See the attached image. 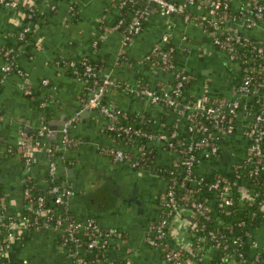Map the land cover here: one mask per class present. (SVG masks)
Wrapping results in <instances>:
<instances>
[{
    "label": "crops",
    "instance_id": "obj_1",
    "mask_svg": "<svg viewBox=\"0 0 264 264\" xmlns=\"http://www.w3.org/2000/svg\"><path fill=\"white\" fill-rule=\"evenodd\" d=\"M40 12L34 20L24 17L22 7L0 4V186L2 188L1 216L19 212L25 202L24 173L20 136L38 130L49 120L75 116L68 134L72 142L62 145V135L56 129L53 137L45 135L46 146H57V179L72 188L68 207L78 218L93 216L103 228L112 227L122 237L108 238L102 254L90 250L84 254L85 264H169L162 249L149 245L146 236L163 215L162 197L167 179L154 166L171 167L175 154L163 141L146 139L153 150L151 165L132 166L130 161H114L106 152L121 149L132 155L142 147L136 137L118 135L108 129L107 118L97 109L84 107L90 96V82L69 71L68 60L90 56L96 63L100 77L108 74L112 80L103 95L104 102L112 103L120 111V121L129 119L143 124L145 116L152 131L167 130L175 124L185 134L187 120L160 102L131 91L135 86L169 91L174 83V70L186 75L182 98L209 100L232 99L242 78V64L220 50L213 34L182 14H161L146 0H127L130 13L148 11L140 31L134 39L123 44V30L112 21L120 14L122 0H23ZM183 2L184 0H172ZM191 4L188 11L209 14L206 1ZM230 11L226 26L264 47V22L250 27L245 19L251 14L244 0H229ZM144 3V6L142 4ZM123 17L119 19V22ZM31 30L20 36L22 25ZM168 36L164 42L163 36ZM23 38V39H22ZM158 44L170 45L173 68H163L152 48ZM9 49V53L6 51ZM13 58L21 73H4L1 66L7 57ZM58 61V63H57ZM70 67V65H68ZM47 82L43 83V79ZM30 92H26V87ZM134 114L129 118V114ZM247 120L237 119L235 130L219 142V153L200 159L194 174L209 177L224 175L230 188L244 191L249 181L247 172L237 167L244 157L249 138ZM61 124L58 125V127ZM30 127L29 130L26 127ZM37 161L29 173L39 189L49 185L46 177L48 156L46 150L35 151ZM204 199L213 210L215 193H206ZM6 213V214H5ZM169 240L188 253L193 248L194 213L180 208L169 219ZM0 224V229H1ZM245 255L238 264H264V222L249 226ZM3 236L0 232V238ZM198 244L204 259L215 257L218 247L201 238ZM197 245V246H198ZM191 264L193 261L187 257ZM70 247L62 241V227H46L32 233L25 240H15L0 262L8 264H70ZM128 261V262H127ZM126 262V263H125Z\"/></svg>",
    "mask_w": 264,
    "mask_h": 264
},
{
    "label": "built area",
    "instance_id": "obj_2",
    "mask_svg": "<svg viewBox=\"0 0 264 264\" xmlns=\"http://www.w3.org/2000/svg\"><path fill=\"white\" fill-rule=\"evenodd\" d=\"M131 1V0H130ZM154 3L153 10L161 14L179 13L185 19L193 20L196 24L202 25L213 34L214 44L228 54L232 59H237L242 64V78L235 90V97L232 99L219 98L209 100L204 96L200 98L189 97L182 98V90L186 84V75L181 71L174 70V83L170 86L169 91L164 89L152 90L148 86H135L131 91L141 96L148 97L152 102H162V105L171 108L178 114H184L187 120L185 134L178 138L176 129L152 131L144 130L140 126H130L120 121V111L116 106L109 102H104L103 95L108 84L112 82L108 74H103L100 77L99 70L90 63L86 57L80 60H68L67 65L74 67L73 72L76 76L84 81L90 82V96L84 101V107L99 110L107 118V126L109 130L116 131L118 135L134 137L141 141L139 136H144L147 139H155L164 142V145L172 150L175 154V160L168 169V174H173V177L167 179V188L162 197V206L167 207L164 215L151 226V232L146 236V242L149 245L158 247L163 250L166 260L169 264H191L187 257L183 258L182 247L174 245L169 240V219L181 207L180 199L185 200L196 212L207 210L208 205L205 199L197 200L193 198L198 186L205 184V191H214L217 195V204L228 205L232 202V191L227 178L219 173L213 175L211 181L209 178L197 176L194 174V168L200 159L205 160L212 158L219 153V142L221 138L227 137L235 130V122L237 119L247 120L246 135L249 138V143L244 157L237 163V167L247 172V179L258 173L259 163L264 156V47L259 42L253 43L252 39L242 36L235 27L224 25L228 19L229 0H207V8L209 14L191 13L188 11V6L191 4L201 6L203 0H184L183 2H175L172 0H146ZM23 0H0V4L19 8L22 6ZM127 0H122V5ZM246 8L251 11V14L245 19L246 26L250 27L259 22H264V0H244ZM29 13L28 17L41 16L42 12L33 5H27ZM148 14L147 10H143L133 15L129 23L123 29V44L134 39V36L140 31L142 21ZM29 24L22 25L20 36L30 31ZM164 42L168 41V36H163ZM250 49L254 53L249 56L238 53L239 49ZM171 46L158 44L152 48L154 54L163 68H173ZM9 53V49L6 51ZM58 63V61H57ZM258 63V64H257ZM4 73L16 71L21 73L15 67L13 58L8 56L7 62L1 66ZM255 73L263 74L260 80L255 78ZM43 83L47 82L44 78ZM2 77H0V87ZM26 92H30V87H26ZM181 95V98H179ZM75 121V116H72L61 124L57 130L62 135V145L68 146L72 139L68 134L70 125ZM172 126L177 127L175 124ZM51 129L47 124H42L34 134H26L22 130L20 136V149L24 158V173H28L30 167L37 161L35 155L36 150H46L48 156V189L53 194L55 204L63 205L68 208V201L73 193L70 186L61 184L57 179V164L56 152L59 149L57 146H46L41 138L49 135ZM143 149V144L140 142ZM114 161H130L132 166L144 167V155L141 150L139 154L132 155L117 148H109L106 152ZM253 165V166H252ZM164 175V174H163ZM166 176V175H164ZM179 178V182L176 179ZM188 181L192 187H185ZM197 186V187H196ZM182 195H176V189H182ZM243 199H249L251 192L239 191ZM264 193V190H263ZM23 194L25 197L24 209L28 213L17 218H5L8 214L1 216L0 224L3 230V236L0 242V257H3L15 240H20L22 232L31 224V220L39 218L41 223L39 228L50 226L62 227V241L70 247L71 256L73 258L70 264H85L84 254L90 250L102 254V249L107 245V240L113 236L122 237V233L115 228L100 227L93 216L86 218L74 217V215L66 214L52 219L54 208L45 206L44 195L39 194L35 197L30 194V187L24 186ZM0 194V209L2 210V200ZM261 203V209L264 210V196ZM192 208H189L194 213L196 224V213ZM11 214V213H10ZM15 214V213H14ZM172 214V216H169ZM261 219L264 220V212ZM52 221V222H51ZM229 230V228H228ZM211 236L215 233L210 232ZM238 238L232 237L229 243L236 244ZM242 259L244 257L242 251L237 252ZM228 258L225 256V260ZM234 255L230 259L224 261V256L221 258L222 264H238ZM128 262V261H127ZM126 263V262H125ZM0 264H8L0 262Z\"/></svg>",
    "mask_w": 264,
    "mask_h": 264
},
{
    "label": "trees",
    "instance_id": "obj_3",
    "mask_svg": "<svg viewBox=\"0 0 264 264\" xmlns=\"http://www.w3.org/2000/svg\"><path fill=\"white\" fill-rule=\"evenodd\" d=\"M27 5H31L28 2H23L22 3V11L24 13V17L27 20H34L37 16H31L28 17V7ZM228 12L230 11V5L228 6ZM136 10L134 9L133 12L130 13V5L125 4L121 7V12L120 14L112 21V24L118 22V26L120 29H124L126 25L129 23L131 18L133 17L134 13ZM123 17V20L119 22V19ZM144 21V20H143ZM142 21V24H143ZM141 24V26H142ZM23 39V38H22ZM253 43L256 44V41L253 40ZM170 45L166 44V47ZM238 53L241 54V56L246 55L249 56L250 54L252 55L254 52L250 49H239ZM91 64L96 66L97 68V63L96 61L87 55L86 57ZM173 58V56H172ZM81 59V58H80ZM76 59V61L80 60ZM258 64V63H257ZM69 71L73 74V69L74 67L68 66ZM263 74L255 73V78L257 80L261 79V76ZM181 98V95L180 97ZM105 101L104 99H102ZM162 103V102H160ZM130 117H133L134 114H129ZM126 125L130 126H140L144 130H149L151 129L149 127V121L147 117L145 116V122L141 124H133L132 121H129V119H124L123 122ZM169 130L176 129L177 134L176 136L179 138L181 136V131L179 127H174V126H169ZM167 129V130H168ZM37 130L31 131L30 134H34ZM127 137H134L133 135L127 136ZM141 139V142L143 144V155H144V164L146 165H151L153 164L152 162V156H153V148L149 144H147L146 139L144 136H139ZM23 158V157H22ZM23 166H24V158L22 159ZM253 166V165H252ZM48 168V166H47ZM154 170L157 171L160 174L166 175V178L173 177V174H168V167H162V166H154ZM46 177L48 178V171H46ZM174 178V177H173ZM209 181L212 180L213 175L208 177ZM211 179V180H210ZM176 182H179V178L176 179ZM185 187L190 188L192 187L191 183L188 181L186 182ZM23 186H28L30 187V194L31 196L35 197L39 194L44 195V202L45 206H51L54 208V211L52 214V219L54 220L55 217L58 216H63L66 214L74 215L76 218V215L74 212L71 210H68V208H65L63 205L60 204H55L53 201V194L49 191L48 186L45 189H39L36 185V183L33 180V177L30 175L29 171L28 173L24 176V183ZM197 187V186H196ZM232 191V202L231 204L228 205H219L216 202L215 207L213 210L210 208H207V210L203 212H196L195 208H192L189 203H187L185 200L180 199V205L182 208H192L193 211L196 213V224L194 227V234H193V239H194V244L191 252H187L185 249H182V254L183 258L184 257H189L192 259L193 264H222L221 263V258L224 256V261H227L230 259L231 255H234L235 259L238 260L241 257L238 256L237 252L242 251L243 255H245L244 247L247 244V237L249 235L248 231L250 230L248 227L249 226H256L259 225L261 222H264V220L261 219L262 213L264 210L261 209V203L263 201V190H264V156H262V160L259 163V171L257 174L253 175L251 179H249V184L247 188L245 189L246 192H251V196L249 199H243L241 193L236 190L234 187L230 188ZM176 195H182L184 192V187L182 189H176ZM2 192V188L0 186V194ZM206 193H215L214 191H205V184L202 183L198 186L196 192L193 194L194 199H203L204 195ZM163 211H167L166 206H162ZM28 213L27 209L22 208L19 212L15 214H8L5 218H17L18 216H24ZM169 216H172L170 214ZM52 222V221H51ZM41 223V220L39 218L31 220V224L28 225V227L22 232V236L20 240H25L26 238L30 237L32 233L39 231L41 229H44V227L37 229V226ZM229 228V230H228ZM4 231V230H3ZM2 231V234H3ZM210 232L215 233V236H211ZM238 238V242L236 244H231L229 243V240L231 238ZM2 238V237H1ZM0 238V242H1ZM201 238L207 239L211 244L216 245L218 247V253L216 254L215 257H211L209 260L204 259L203 257V251L201 248L199 249L198 244H203ZM198 245V246H197ZM225 256L226 258L225 260Z\"/></svg>",
    "mask_w": 264,
    "mask_h": 264
},
{
    "label": "water",
    "instance_id": "obj_4",
    "mask_svg": "<svg viewBox=\"0 0 264 264\" xmlns=\"http://www.w3.org/2000/svg\"><path fill=\"white\" fill-rule=\"evenodd\" d=\"M150 5H154V3H150ZM142 6H144V3L142 4ZM63 119L61 120H49L48 121V127L49 129H51V132L49 133V137H53L56 134V129L58 128L59 124H62ZM27 130L30 129V127H26ZM165 258V256H164Z\"/></svg>",
    "mask_w": 264,
    "mask_h": 264
}]
</instances>
